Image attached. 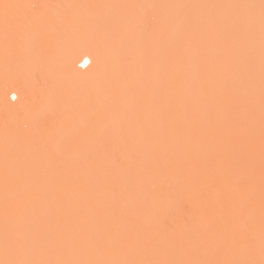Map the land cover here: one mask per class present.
I'll return each mask as SVG.
<instances>
[{
    "label": "bare ground",
    "instance_id": "6f19581e",
    "mask_svg": "<svg viewBox=\"0 0 264 264\" xmlns=\"http://www.w3.org/2000/svg\"><path fill=\"white\" fill-rule=\"evenodd\" d=\"M148 1L87 0L81 22L64 7L50 23L54 39L73 44L58 60L35 62L43 79L58 91L69 88L66 80L97 90L91 84L92 95L61 98L65 108L56 102L70 120L53 133L34 119L28 132L0 125L3 264L264 259L263 127L255 126L264 84L254 80L264 57V0H166L162 18L153 11L158 19L146 20ZM5 18L1 54L11 34ZM249 78L260 97L251 96ZM17 85L0 82V112L50 107L28 91L17 106L7 103L5 95L24 90Z\"/></svg>",
    "mask_w": 264,
    "mask_h": 264
},
{
    "label": "rangeland",
    "instance_id": "374dc122",
    "mask_svg": "<svg viewBox=\"0 0 264 264\" xmlns=\"http://www.w3.org/2000/svg\"><path fill=\"white\" fill-rule=\"evenodd\" d=\"M7 1L10 2V5H13V2L11 3L10 0H0V8H1L0 21H1V23L4 22V18L6 16V18H5L6 22L7 23L10 22V25H7V28L9 30L8 29L7 30H8V32L10 31V33H11V34H9L10 38L8 39V44H7V46L8 45L9 46H8V48L6 47L7 49L5 51L8 54V56L4 55L5 52H4V54L0 53V82L2 81L3 78H9V80H12V81L15 80V83H16V81L18 82L17 87L19 89L24 88L25 92H23L24 90L22 91L20 89L21 90L20 92H22V94L20 92H18L20 94L17 93V98L15 100H13L11 96L9 97V96L5 95L6 102L11 104V105L17 106L19 104L20 99H21V101L26 100V98H27L26 93L28 91V95L32 96V100H34L36 102V104L39 100L46 98L48 100L47 105H49L50 107H47L46 111L41 110V111L37 112L36 115L33 112L34 107H32L33 109L31 108L32 110L29 109V111L19 109L20 111L18 110L19 111L18 113H16V111H14V112H12L13 114L12 113H6V112H0V125H2L4 127H8V128H10V127L14 128V126H16V130L19 129L18 131H21L20 129H22V131L24 130L23 132H28V131H31L30 123H31L32 119H34V120L38 121L39 124L41 123V129L43 130V132L51 131V133H53L56 130H58L59 128L67 125V123L69 122L68 120H70V118H68V116L65 113H63L59 110V107L65 108V106L60 105V102H59L60 99L66 96V99H67V97H69V99H71L70 101H74V100H77L78 97H80V98L86 97V93L88 95L89 94L92 95L91 93H94L92 88H88V90H87V87L89 85L92 84V86L95 88V90H97V88L95 87V84H93V82H90V81H89L90 82L89 83L86 80H85V82L81 81V80H66L69 88L68 89L64 88L63 91H58V89H56V87H58V86L55 83V81L43 79V77H42L43 74H41V73L43 72L42 68L44 65H42V63L38 64V66H35V65L37 62H40L43 59L47 60L46 58H50V56H52V57L55 56L56 58L55 57L54 58L58 60L61 53L66 52V51L71 49L73 43L70 40V38H68V36L67 37L62 36V38L54 39L52 32L50 30V23L52 22L54 16H57V15L61 14L62 11L65 12L66 10H68V11H66V13H67L68 17L71 19V21H80L81 22L84 18H86L84 16L86 13V1L87 0L86 1L85 0H67V1L62 0V3H58L57 0H49V1L48 0L47 1L46 0H43V1H39V0H27V1L24 0L23 1V0H20V1H18V3H20V4H16L17 3V0H16V2H14V5H13L14 7L7 8L5 11L3 9L2 5L4 3L9 4V3H7ZM22 1L25 3H22ZM89 1H91V0H89ZM98 1L101 2V0H98ZM154 1L155 0L152 1L153 7L158 6L159 4L156 5V2L154 3ZM157 1L162 3L161 4L162 6H160L161 8H158L157 10H154L153 7L150 5L151 0L148 1L150 3V4L147 3L148 7H150L148 9H150V10L146 11V14H144L146 20H148V19L153 20V18L158 19L161 16L163 11H160V9H162L163 3H164V5L166 4V0H164L165 2L163 0H157ZM93 5H95V3ZM90 6H87V7L89 9H92L91 11L94 12L93 9H95V7L94 6L90 7ZM60 7H63V8L61 9ZM64 7L66 8L65 11H64ZM151 10H152V12H151ZM3 11H5V12L3 13ZM153 11H154V13L156 12L157 15H159V16L156 15L158 18L155 16ZM147 12H150V14ZM151 13H152V15H151ZM148 16H150V17H148ZM161 18H162V16L160 17V19ZM12 34H14V35H12ZM11 35L15 36V37H12ZM11 38H12V40H11ZM9 40H10V42L13 41V43L12 42L10 43ZM21 44H22V46H21ZM0 46H2V43H0ZM263 56H264V50H263ZM263 62H264V57H263ZM263 62H262V66H261L262 68L257 69L258 71L262 72V75H261V73L259 74V72H256L257 70H255L254 73L259 77H257L256 75H253V76H256L254 78V80H256L258 78L264 84ZM33 63H35V64H33ZM58 68H60V67H58ZM77 68H79V67L77 66ZM253 70L254 69L248 70L250 73V74L248 73L249 76H251V74H253V72H250ZM81 71L84 74L87 70L84 71L83 69H80V72ZM251 78H253V77H251ZM251 78L248 79L250 82H248V80L246 79L247 82L250 83V84H247L246 86L248 88H250L251 96L253 93H256V94H259V97H260L261 96V90H257V92H255L256 87H255V89L252 88L253 86L251 84L254 82H252L253 79H251ZM258 79H257V82L259 84L260 81H258ZM61 83H63V81ZM25 86H26V89H25ZM89 89H92V90L89 91ZM253 89H254V91H253ZM262 89H263L262 94H264V86ZM65 90H67V92H65ZM69 90H71V91L69 92V94H67ZM248 91H249V89H248ZM81 92L85 93V94L82 93V95H84V96L81 95ZM45 93H47L49 95H45ZM69 99L66 102H70ZM260 99H262L264 101V99L262 97H260ZM263 101L260 103L262 106V109H261L262 112L264 111V104H262V103H264ZM56 102H58L59 107H58V104ZM44 103H45V101H44ZM253 104H251V102H250L248 104L247 108L249 110L248 115L253 114V118H254V115L256 113H254L255 111H253V110L254 109L256 110V108H258V107L257 106L255 107L254 106L255 104L254 105ZM253 106H254V108H253ZM30 110L33 112L34 118L31 117L32 113L30 112ZM24 111H28V113L24 112ZM260 115H258V116H260L261 119H264V112ZM255 118H256V116H255ZM251 119H252V116H251ZM261 119L256 124L254 122H252V123H254L255 126L256 125L258 126V127L256 126L258 131H260L259 129L263 127L262 133L260 132L261 135H263V138H262L263 140L262 139L260 140L262 142H260V144H259L258 150L260 149V152L259 151L258 152L260 153V155L262 154L261 155V159H262L261 163L264 165V153H263L264 152L263 151L264 150V144L262 145V143L264 142V122ZM249 121H252V120L249 119ZM11 124H13V125H11ZM249 124H251V122H249ZM8 125H11V126H8ZM251 126H253V125H251ZM251 130L253 132V129H251ZM253 133L255 135L258 134L256 130ZM259 135H257V136H259ZM251 139L252 138L249 137L248 148H252V149H250L251 152H249V149H248V154H249L248 155V162H249V157L253 158L254 154H255L254 153L255 151L253 150L254 143L251 141ZM253 139H254L253 141H255L254 137H253ZM252 150H253V152H252ZM253 160H254V158H253ZM252 161L250 160V162L253 164ZM251 163H249V164H251ZM251 166H250V168H251ZM260 167H261V165H260ZM260 170L262 172L261 174H263L262 175L263 179L261 181L262 193H260L261 192L260 188H259L260 191H258L259 195L261 196V194L264 195V190H263V188H264V166H263V171L261 168H260ZM249 172L251 173V169H249ZM262 185H263V187H262Z\"/></svg>",
    "mask_w": 264,
    "mask_h": 264
},
{
    "label": "snow or ice",
    "instance_id": "6c2138e0",
    "mask_svg": "<svg viewBox=\"0 0 264 264\" xmlns=\"http://www.w3.org/2000/svg\"><path fill=\"white\" fill-rule=\"evenodd\" d=\"M3 8L7 9L10 7H14L13 5L4 4ZM262 8H264V2H262ZM88 61H85L87 63ZM17 97L15 95L12 96V99L15 100ZM261 251L262 255H264V227H262L261 231ZM4 264H48V262H37V261H20V262H4ZM189 264H196V262H189ZM207 264V262H206ZM218 264H256L255 261H231V262H218ZM259 264H264V259H261Z\"/></svg>",
    "mask_w": 264,
    "mask_h": 264
},
{
    "label": "clouds",
    "instance_id": "9594fccd",
    "mask_svg": "<svg viewBox=\"0 0 264 264\" xmlns=\"http://www.w3.org/2000/svg\"><path fill=\"white\" fill-rule=\"evenodd\" d=\"M0 264H3V262H0Z\"/></svg>",
    "mask_w": 264,
    "mask_h": 264
}]
</instances>
